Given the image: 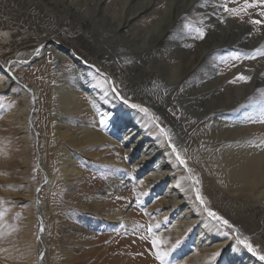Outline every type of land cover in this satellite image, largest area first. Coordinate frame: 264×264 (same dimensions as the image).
I'll return each instance as SVG.
<instances>
[{
    "label": "rangeland",
    "instance_id": "1",
    "mask_svg": "<svg viewBox=\"0 0 264 264\" xmlns=\"http://www.w3.org/2000/svg\"><path fill=\"white\" fill-rule=\"evenodd\" d=\"M42 1L0 0V59L8 62L7 69L17 79L13 86L0 80V264H40L42 255V264H160L149 226L165 242L162 250L169 252L168 264H227L224 252L198 247L196 227L180 237V232L188 229L185 231L184 223L178 220L182 213L171 209V197L182 195H167L166 183L143 190L142 181L156 170L159 158L148 161L137 176L126 156L123 166L117 167L81 155L78 168L84 173V181L71 184L66 192L57 180L55 142L41 121V117H50V109H39L40 98L49 99L47 89L55 73L48 74V88L40 90L39 73L31 77L29 70L42 60L34 62L35 54L24 61L44 40L63 45L64 52L75 56L85 54L80 42L90 43L95 56L110 61L103 62L107 73L102 74L109 86L117 81L107 70L113 67L133 90L155 101L158 108L140 104L150 110L144 115L176 162L171 171L179 167L193 199L200 204L196 199L199 189L206 201V205L200 204L201 209L229 243L239 244L237 238H247L256 252L264 255L262 223L258 218L242 219L240 209L224 200L212 152L218 141L211 143L216 131L210 125L213 115L238 103L248 113L254 112L249 126L254 139L264 146L260 139L264 137V56L257 53L258 49L264 51V25L230 16L221 5L235 7L231 0ZM262 10L249 9L247 13H252L251 20H264L258 16ZM198 28L205 30L204 39L196 38ZM155 42L160 46L152 49ZM202 54L211 57L224 83L184 78L190 63ZM81 59L94 61L91 56ZM202 74L209 76L208 72ZM239 74L251 79L236 80L234 87H229L227 83ZM21 90L28 95L24 121L17 98ZM145 141H141V148ZM59 142L57 146L62 144ZM173 145L185 164L177 160ZM106 148V152L101 146L94 150L105 159L118 157L113 146ZM138 158L139 153L135 155ZM112 176L116 178L114 184ZM205 207L227 219L234 229L222 227ZM111 208L120 212L113 221L107 218ZM122 214L129 215L128 223H122ZM178 240L179 245L173 248ZM217 251L220 255L212 261ZM259 255L254 258L264 264Z\"/></svg>",
    "mask_w": 264,
    "mask_h": 264
},
{
    "label": "bare ground",
    "instance_id": "2",
    "mask_svg": "<svg viewBox=\"0 0 264 264\" xmlns=\"http://www.w3.org/2000/svg\"><path fill=\"white\" fill-rule=\"evenodd\" d=\"M238 2L243 4V0H238ZM237 6L236 3L235 7ZM259 9L253 10L257 11ZM250 13H242L241 16L245 21H250ZM80 45L84 47L85 54L79 53L75 56V54L64 52L63 45L44 40L35 46L36 49L30 52V56L26 58L27 60H24H31L35 54L34 62L42 60L35 68L29 70L31 77L35 76L36 78L38 76L35 74L39 73V81L37 82L42 86L40 90L41 88H48L46 82L49 78L48 74L55 73L51 88L47 89L49 99L40 98L39 109H44V107L50 109L48 114L50 117H41V121L45 123L43 128L45 132L51 134L52 140L55 142V145H53L55 147V165L58 175V178H55L65 186L66 192H69L68 187L71 184L81 185L84 181V173L78 168V157L81 155L117 167L123 166L122 158L126 156L130 162L131 170L137 176L148 161L159 158L155 164L156 170L147 177L146 181H142L143 190H147L154 185L162 186L163 183H166L168 184V187H166L167 195L170 192L182 195L181 198L171 197V209H176L180 214L182 213L178 220L184 223L183 228H185V231L188 229L187 232H180V237L183 234L186 236L191 229L196 227L195 243L198 247L201 249L212 247L218 249L220 253L224 252L227 264H263L256 260L257 255L249 252L243 244L229 243L228 238L222 234L223 232L209 221L200 204L193 199L189 183L182 176L179 167L171 171L172 165L175 166L176 162L162 141L156 138L154 126L144 115V112L130 106L135 103L145 108L140 104L144 103L155 108L157 107L156 102L142 92L133 90L123 80L124 78L120 79V74L113 67H109V69L107 67V70H109V73L113 72L115 74L117 81L109 86L102 77V74L107 73L103 70L105 67L103 62L109 63V59L95 56L91 52L90 43L80 42ZM151 45L152 49L160 46L158 42ZM51 56L55 58V61L52 60ZM90 56L94 57V61L92 59V62L81 59ZM54 63L55 65H63L64 69L61 66L55 67ZM7 64L8 62L0 59V80L7 86H13L17 84V79L7 69ZM189 67L184 73V78H195L201 83L210 79L216 83H224L222 75L216 71L215 64L212 63V59L208 55L198 56L190 63ZM44 68L46 71L43 70ZM97 72L101 75H98ZM206 72L209 74L207 78L202 74ZM227 85L234 87L232 82L227 83ZM113 89H116V91L114 92ZM24 90L31 93V90L27 87ZM43 93H41L42 97H44ZM27 96L21 90L17 97L19 98V104L23 107L19 114L24 117L21 118L23 121L28 117L25 108ZM124 99H127L129 103L125 104ZM253 113L250 111L248 113L246 109L239 107L238 103L217 112L212 116L210 122L211 127L216 131L213 134L215 138L212 137L211 143L214 144L213 140L215 139L218 141V144H214L212 152L223 183L224 200L240 209L242 219L258 218V223H262L260 229L264 232V146L252 135L253 128L249 124ZM101 120H103V124H101ZM152 137L155 139H151ZM144 139L146 141L143 142L141 148V141ZM260 139L263 141L264 137ZM59 141L62 144L57 146ZM107 145L115 148L118 155L116 159H105L99 151L94 150L101 146L103 152H106ZM169 148L171 149V146ZM137 153H139V158L135 159ZM51 179H54L53 175ZM110 179L112 184L116 182L114 176ZM172 188L175 191H171ZM180 189H182L183 194L179 193ZM239 201L244 203H238ZM184 205L187 208H183ZM119 213V210L111 208L107 212V218L111 221L116 220ZM119 217H121L122 223H128V218H130L129 215L123 216V214ZM257 226L259 225L257 224ZM114 235L119 238L120 233L116 232ZM216 236H220V238Z\"/></svg>",
    "mask_w": 264,
    "mask_h": 264
},
{
    "label": "snow or ice",
    "instance_id": "3",
    "mask_svg": "<svg viewBox=\"0 0 264 264\" xmlns=\"http://www.w3.org/2000/svg\"><path fill=\"white\" fill-rule=\"evenodd\" d=\"M232 3H237L238 6L237 7H228V4L225 3L223 5H221V7H223L224 11L229 13L230 16H239L241 17V19L243 18L241 16V14H247L249 9H256V8H260V9H264V0H243V4H239L238 0H231ZM259 16L260 17H264V10L259 12ZM250 23L254 24V25H264V20L262 19H253L250 20ZM197 31V39H204L205 38V30L203 28H198L196 29ZM37 51H39L37 49ZM257 53L259 55L264 56V51L261 50H257ZM86 63V62H85ZM98 71V70H97ZM251 78L248 76H245L243 74H239L237 75L236 79H234L232 81V83H235L236 80H240V81H249ZM113 91L115 92L116 89H113ZM117 95L119 96V93L117 92ZM123 102L125 104L129 103L127 99H124ZM132 108H137L139 109L141 112H144L146 114H149V110L147 108H142L140 105L138 104H131L130 105ZM101 124H103V120H101ZM161 132L167 136V133L164 132V129H161ZM172 151L176 154V158L177 160L181 163V164H185L186 162L183 160V158L180 157L179 152L176 150L175 146H172ZM195 183H199V181H195ZM196 199L200 202L201 205H206V201L204 199V197L200 194L199 189L196 190ZM205 211H207L208 215L216 220L217 222H219V224L222 227H226L228 229H234V225L231 224L227 219H225L224 217L218 215L215 211H212L211 209L205 207ZM156 228H159L160 225L157 224L155 225ZM149 233H151L153 235V238L151 240V244L153 246V248L156 250L155 251V258L160 262V264H168L167 261V257L169 255L168 251L162 250V244L165 243L164 241H162L160 239V237L155 236V234L152 232V226H149L148 228ZM238 243L243 244L244 247H246L248 249L249 252H252L254 255H259V253L256 252V250L253 248V246L247 241V238L240 240L239 238H237ZM180 241L178 240L176 242V245H173V248H175L177 245H179ZM220 255V253L217 251L215 253L212 254L211 256V260L215 261L216 257H218ZM259 259L260 260H264V255H259Z\"/></svg>",
    "mask_w": 264,
    "mask_h": 264
},
{
    "label": "water",
    "instance_id": "4",
    "mask_svg": "<svg viewBox=\"0 0 264 264\" xmlns=\"http://www.w3.org/2000/svg\"><path fill=\"white\" fill-rule=\"evenodd\" d=\"M36 198H37V195H36ZM36 204H37V201H36ZM38 210V208H37ZM38 218L41 222V217H40V214H39V211H38ZM41 232H42V225H40V228H39V232H38V237H39V240H40V235H41ZM45 252V249H43V253ZM43 256V255H42ZM42 256L40 257V264H42Z\"/></svg>",
    "mask_w": 264,
    "mask_h": 264
}]
</instances>
